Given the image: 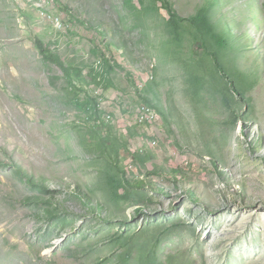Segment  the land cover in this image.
<instances>
[{"label": "rangeland", "instance_id": "374dc122", "mask_svg": "<svg viewBox=\"0 0 264 264\" xmlns=\"http://www.w3.org/2000/svg\"><path fill=\"white\" fill-rule=\"evenodd\" d=\"M0 264H264V0H0Z\"/></svg>", "mask_w": 264, "mask_h": 264}, {"label": "trees", "instance_id": "16d2710c", "mask_svg": "<svg viewBox=\"0 0 264 264\" xmlns=\"http://www.w3.org/2000/svg\"><path fill=\"white\" fill-rule=\"evenodd\" d=\"M35 45L45 60L52 62L53 64L58 66L59 69L65 75L71 76L73 74L74 71L63 62L60 55L56 53L55 51L51 50L48 46H46L42 40H40L39 38H36Z\"/></svg>", "mask_w": 264, "mask_h": 264}, {"label": "bare ground", "instance_id": "6f19581e", "mask_svg": "<svg viewBox=\"0 0 264 264\" xmlns=\"http://www.w3.org/2000/svg\"><path fill=\"white\" fill-rule=\"evenodd\" d=\"M262 201L263 200L261 198H258V199L255 198L253 201H249V203H247V204L245 203V204L241 205V207H243V208H245L246 206H248L250 208L246 211L247 212V218H248L247 221H250V219L253 218V216L255 215L257 210L263 206ZM219 210H222L224 215H229V216L236 217V218L240 214L239 210H237L236 208L235 209L231 208L230 205H225V206L222 205L221 207H219ZM209 231L210 230H208L207 233Z\"/></svg>", "mask_w": 264, "mask_h": 264}, {"label": "built area", "instance_id": "2783aa9c", "mask_svg": "<svg viewBox=\"0 0 264 264\" xmlns=\"http://www.w3.org/2000/svg\"><path fill=\"white\" fill-rule=\"evenodd\" d=\"M148 112H150V111H148ZM153 118H154V115L150 112L149 115H148V119H153Z\"/></svg>", "mask_w": 264, "mask_h": 264}]
</instances>
